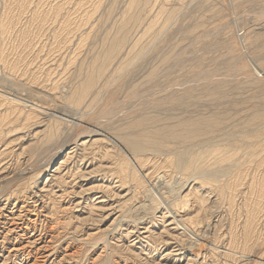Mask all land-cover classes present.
<instances>
[{"label": "rangeland", "instance_id": "374dc122", "mask_svg": "<svg viewBox=\"0 0 264 264\" xmlns=\"http://www.w3.org/2000/svg\"><path fill=\"white\" fill-rule=\"evenodd\" d=\"M263 7L264 0H0V179L11 180L8 187L11 192L37 194L48 190V206L42 208L37 203L42 217L35 223L30 238L55 237L51 239V249L48 247L52 254L48 251L50 255L45 258L33 248L27 249L32 251L26 254L14 252L13 247H24L28 240L11 233L0 243V264H31L33 258L41 259V264H105L120 255L126 256V264H261L264 32L257 27L264 16L256 8ZM231 52L235 57L230 56ZM237 72L244 76L238 77ZM189 79L197 80L205 88L219 82H224V86L215 94L199 88L190 91L182 104H170L169 108H173L170 111L152 109L142 114L141 110L135 111L151 96L153 103L149 100L146 105H153L159 95H168L171 100L176 85L187 84ZM13 80L54 94L60 107L33 106L35 102L18 100L19 95L11 87ZM139 88L146 92L134 97L137 103L133 98L131 103L135 105L129 103L131 109L127 110L134 115H129L126 123V97ZM170 93L173 94L169 96ZM64 110L83 121L77 126L90 122L92 129L103 126L110 135L109 139L97 137L101 141L85 152L77 150L78 158L60 171L62 181L52 182L48 175L65 156L53 160L54 166L48 170L47 158L65 135L62 143L76 132L74 119L72 122L69 114L65 116ZM73 113L78 114L74 117ZM62 118L72 123L64 124L59 120ZM96 120L102 123L98 125ZM134 120L143 122L136 129L147 136L160 131H180L184 120H210L215 124L211 129L203 125L201 137L190 141L165 134L162 146L143 151L140 190L133 189L129 195L126 187L117 184L116 173L128 161L122 142L127 124ZM251 131L255 133L251 135ZM252 143L258 145L254 147ZM188 153L186 167L190 173L177 167L178 158ZM165 158L169 159L167 163L163 161ZM234 160L240 164L239 168L225 175L202 174L206 169L215 170ZM110 174L115 177L110 178ZM13 184L16 187L12 188ZM81 189L92 195H71ZM95 189L98 190L89 192ZM180 191L188 193L191 213L203 225L193 234L174 226L165 206L160 208L150 196L153 192L159 198H167ZM62 193L66 194L65 199L59 202L56 198ZM119 193L121 197H129L117 198ZM105 195L111 198L106 200L105 207L93 208V203ZM198 197L204 199L202 206L193 202ZM78 203L82 206H76ZM110 207L115 211L106 215ZM125 213L126 232L119 229L115 232L118 237L108 234V227ZM173 227L177 234L174 240H169L173 238L170 236ZM106 239L112 242L107 248L103 246L108 244ZM64 256L68 258L62 261ZM118 262L123 264L122 260Z\"/></svg>", "mask_w": 264, "mask_h": 264}, {"label": "bare ground", "instance_id": "6f19581e", "mask_svg": "<svg viewBox=\"0 0 264 264\" xmlns=\"http://www.w3.org/2000/svg\"><path fill=\"white\" fill-rule=\"evenodd\" d=\"M256 11H258L259 13H261L262 14V16H264V7L263 8H261V9H257L256 8ZM145 14V13H144ZM257 16V15H256ZM259 17H261V16H259ZM258 17V18H259ZM255 18V17H254ZM258 20V19H257ZM259 21H260V19H259ZM254 25V24H253ZM258 29H260V30H263V32H264V17H263V19L261 20V22H259L258 23V27H257ZM253 32V31H252ZM251 33V32H250ZM257 35V34H256ZM195 39V38H194ZM255 40V39H254ZM256 42H258V41H256ZM256 42H251L252 44L253 43H255V44H257ZM233 43V42H232ZM260 43V42H259ZM230 44V43H229ZM251 44V45H252ZM261 45V44H260ZM231 46V45H230ZM257 47H258V45H257ZM215 48V47H214ZM232 50H233V48H232ZM231 50V51H232ZM253 50H254V48H253ZM198 51V50H197ZM234 51H236L235 49H234ZM250 51V50H249ZM237 52V51H236ZM253 52V51H252ZM246 53V52H245ZM247 53H249V52H247ZM253 53H256V52H253ZM191 54V53H190ZM231 55L230 56H233L232 55V52L230 53ZM243 54V53H242ZM242 54H241V56H242ZM258 54H261V53H258ZM235 55H238V54H236L235 53ZM250 55H251V53H250ZM249 55V56H250ZM229 56V58H231ZM240 56V55H239ZM233 57H235V56H233ZM238 57V56H237ZM251 57V56H250ZM257 57V56H256ZM260 56H258V58H259ZM228 58V57H227ZM241 58V57H240ZM257 58V59H258ZM198 59H199V57H198ZM225 59V58H224ZM233 59H237V58H233ZM238 59H239V57H238ZM242 59V58H241ZM253 60H255L254 58H252ZM226 61V60H225ZM236 61V60H235ZM238 61V60H237ZM240 61V60H239ZM190 62V61H189ZM196 63V62H195ZM239 63V62H238ZM232 69L231 70H233V71H235V68L234 67H231ZM242 69H243V67H241ZM241 68H240V70H241ZM229 69V68H228ZM263 69V68H262ZM230 70V69H229ZM239 70V69H238ZM250 71V70H249ZM248 71V72H249ZM226 72H227V70H226ZM229 72V71H228ZM248 72H244V73H248ZM235 73V75H236V72H234ZM233 73V74H234ZM238 73V72H237ZM240 73H243V71L242 72H240ZM243 73V74H244ZM228 74H231L232 75V72H229ZM243 74H241V75H239V73H238V77H243L244 75ZM197 75V74H196ZM209 75H214V74H211V73H209ZM208 75V76H209ZM230 75V77H233V76H231ZM210 76V77H211ZM216 76V75H215ZM218 76V75H217ZM220 76V75H219ZM223 76V75H222ZM209 77V78H210ZM214 77V76H213ZM252 77V76H251ZM197 78V77H196ZM202 77H200V79H201ZM204 78H205V76H204ZM215 78V77H214ZM224 78V77H223ZM236 78H237V75H236ZM198 80H199V78H197ZM217 79V78H216ZM216 79H215V81H216ZM226 79V78H225ZM234 79V78H233ZM191 80H193V82H191L190 81V79H189V82H191V83H189L188 81H187V84H189V85H187V84H183V85H179V86H177L176 85V90H175V94L172 96V99L170 100V98H168V95H159V96H154L155 97V99L153 100V101H155V103L153 104V105H146V104H148L147 103V101H149L150 100V102L152 101V99H151V95H152V93L151 92H149V93H151L148 97H150V99L148 98V100L146 101V102H144V103H146V104H144L143 106L141 105V104H143L142 103V97H144L145 96V94H143V96H141V98H140V100H142L141 101V107L140 108H136V110L135 111H137V112H139L140 110H141V114H142V112H146V111H150V110H157L158 112L159 111H161V110H164V111H170V110H173V108H169V105L171 104V105H180V104H182L183 102H184V100H186V99H188L189 98V96H190V91L192 92L193 90H195V89H197V88H199L201 91H207V92H212L213 94H215V93H220V91H221V89L223 88V86H224V82H219V83H215L212 87H203V86H201V84H199L198 82H196L197 80H195V82H194V79H191ZM213 80V79H212ZM148 81V80H147ZM147 81H145L144 82V84L147 82ZM204 81H205V79H204ZM206 81H207V79H206ZM209 81H211V80H209ZM214 81V82H215ZM20 82H22V81H20ZM213 82V83H214ZM218 82V81H217ZM11 83V87H12V89L13 90H16V92H17V95H19V97L17 98L18 100H20V101H25V102H27V103H32V102H35V104H33V106L34 105H37V104H42V105H46V106H51L52 104L53 105H57L56 107H60V104L59 103H57L58 101H57V97L54 95V94H51V93H48L46 90H41V89H38V88H35V87H33V86H29V85H23V84H20L18 81H15V80H13V82L11 81L10 82ZM161 82H159L158 84H160ZM167 83V82H166ZM166 83H164V84H166ZM204 83V82H203ZM207 83V82H206ZM209 83H211L212 84V82H209ZM210 84V85H211ZM187 85V86H186ZM4 86H6V85H4ZM3 86V87H4ZM1 87H2V85H1ZM142 88V87H141ZM141 88H139V90H137L135 93H133V94H131L130 96H128V97H126V110L128 109H131V108H129L130 107V105H129V103L130 104H132V105H135L136 103H137V101H135V96L137 95V94H141V93H145L146 92V89H141ZM182 89H184V90H182ZM13 90H10V91H13ZM181 90V91H180ZM177 91H179V92H177ZM21 93V94H20ZM157 93V92H156ZM147 94H148V92H147ZM146 94V95H147ZM173 93H170L169 94V96L170 95H172ZM7 95V94H6ZM16 95V96H17ZM24 95V96H23ZM26 95V96H25ZM142 95V94H141ZM155 95V94H154ZM27 98L29 101H27V100H25L24 98ZM137 98L139 97V96H136ZM147 97V96H146ZM133 98H134V102H136V103H131L132 101H133ZM163 98H164V100H163ZM16 99V100H17ZM144 100H146L145 98H144ZM7 101V100H6ZM31 101V102H30ZM139 102V101H138ZM151 103H153V102H151ZM137 105H139V104H137ZM136 105V106H137ZM23 107V106H22ZM22 107H21V109H22ZM27 107V106H26ZM62 107V106H61ZM133 108L132 109H134V106H132ZM45 108V107H44ZM69 108H71L72 109V107H69ZM20 109V108H19ZM27 109V108H26ZM42 109V108H41ZM139 111H138V110ZM23 110V109H22ZM28 110V109H27ZM32 111H36L35 109H31ZM56 110V109H55ZM54 110V111H55ZM74 110V109H73ZM127 110V112H126V123H127V119H129V115L131 116V115H134L132 112H131V110H130V112ZM21 111V110H20ZM23 111H25V110H23ZM133 111V110H132ZM153 111V112H154ZM25 112H27V111H25ZM24 112V113H25ZM38 112V111H37ZM46 113H47V111H45ZM19 113V112H18ZM22 113V112H21ZM20 113V114H21ZM29 113H30V111H29ZM45 113V114H46ZM50 113V112H49ZM64 113H65V116H67L68 114V117L69 118H71L72 119V122H73V119L74 118H72L71 117V115H70V113L67 111V110H64ZM130 113H132V114H130ZM140 113V112H139ZM30 114H32V113H30ZM40 114V113H39ZM51 114V113H50ZM55 114V113H54ZM76 114H78V113H73V115H74V117H76ZM41 115H43V114H41ZM47 115V114H46ZM45 115V116H46ZM59 115V114H58ZM26 116H30L29 114L28 115H26ZM25 116V117H26ZM48 116H49V114H48ZM24 117V118H25ZM60 117V116H59ZM81 117V116H80ZM58 119V118H57ZM80 118L78 117V118H75L74 119V123L76 124H80V123H82L83 121H81V120H79ZM59 120H62L63 121V123L64 124H67V123H69V122H71V120L69 121V119L68 120H64L63 118L62 119H59ZM79 120V121H78ZM96 121H98L97 123H98V125H99V123H102V122H99V120H96ZM71 122V123H72ZM62 123V124H63ZM85 123H87V122H85ZM77 124H76V127H74L73 125H72V127H74V129L73 130H76V132L74 133V134H72V136H69L63 143H62V141L65 139V136H64V138H63V140H61L60 142H61V144L55 149V151L53 152H51V157L48 159L47 158V160L48 161H46V159H45V161H46V163L48 164V167H47V170L48 169H51V166H54V165H52V163H53V160L55 161V160H57V159H59V157H64L65 156V158L64 159H62L61 161H59L57 164H58V166H57V168L53 171V173H50L49 175H48V177L50 178V179H52V182H54V180L55 181H59V182H61L62 181V179H63V176H61L60 177V171L62 170V168L63 169H65V168H67V164L69 163L70 165H71V162H72V160L73 159H77L78 158V156L76 157V152H77V150H79V152L81 151H86L87 149L89 150V147L90 146H92V145H95V143H99V141H101L100 139H97V137H100V136H104V138H107V139H109V135H108V133L107 132H105L106 131V129H105V127H103L104 129H105V131L103 130V128L101 127V128H99L98 126H95V129H94V127H93V129L90 127V126H93L92 124L91 125H89L90 124V122L88 123V125H78L77 126ZM212 124H215L213 121H206V120H202V121H192V120H184L183 121V127H182V129L180 130V131H174V130H171V131H168L167 133H163V132H159L158 134H155V135H153V136H147L145 133H144V131L143 130H137L136 129V126H142L143 125V122L142 121H130L128 124H127V126H126V136L124 137L123 135V137H124V139H123V144H125V146H126V156L128 155V161H126V166H124V167H121V169H119V170H117V173H116V177H117V184H119V187L120 188H125L126 187V191H127V193L126 194H129V192L130 191H132L133 189H138L140 186H141V179H142V176H141V173H143V170H142V168L144 169V166H143V155H144V152L146 151V150H148V149H150V148H153V147H156V146H162L164 143H165V139H164V135L165 134H167L168 136H172L173 138H175V139H179V140H186V141H190V140H194V139H196L198 136L199 137H201L200 136V132H201V130H202V127H203V125H205L206 126V128L207 129H211V127H213L212 126ZM70 125V124H69ZM79 127V128H78ZM76 128V129H75ZM45 130V129H44ZM203 130H204V128H203ZM206 130V129H205ZM209 131V130H208ZM207 131V132H208ZM212 130H210V132H211ZM206 132V134H208ZM255 133V131H251L250 132V134L251 135H253ZM202 134V133H201ZM68 135V134H67ZM118 136H119V134H117ZM116 135V136H117ZM121 135V134H120ZM202 136H203V134H202ZM198 137V138H199ZM218 138V137H217ZM122 139V138H121ZM211 139V138H210ZM208 140V139H207ZM215 140V139H214ZM110 141V140H109ZM185 141V142H186ZM253 141V140H252ZM185 142H182V143H185ZM216 142H217V140H216ZM111 143V142H110ZM255 143V142H254ZM258 143V142H257ZM58 144H59V141H58ZM253 144V143H252ZM193 145V144H192ZM199 145V144H198ZM255 144H253V146H254ZM258 144H256L255 146H257ZM50 146H53V145H50ZM61 146V147H60ZM114 146V145H113ZM180 146V145H179ZM183 147H184V145H182ZM253 146H252V148H253ZM254 146V147H255ZM189 147V146H188ZM51 148V147H50ZM182 148V147H181ZM180 148V149H181ZM189 148H191V147H189ZM203 148V147H202ZM187 149V148H186ZM192 149H193V147H192ZM195 149V148H194ZM199 149V148H198ZM255 149V148H254ZM54 150V149H53ZM113 150V149H112ZM188 150V149H187ZM252 150V149H251ZM47 151V150H46ZM45 151V153H48V152H46ZM144 151V152H143ZM191 151H193V150H191ZM191 151H189V152H191ZM197 151V150H196ZM83 152V153H84ZM88 152V151H87ZM185 152V151H184ZM91 153V152H90ZM181 153V152H180ZM249 153H250V151H249ZM249 153H248V155H249ZM143 154V155H142ZM147 154H149V153H147ZM182 154V153H181ZM84 155V154H83ZM189 153L187 154V155H184L183 154V156H180L179 158H178V160H177V167L179 168V170H181V169H185L186 170V172L187 173H190L189 172V168H187L186 166H187V163H188V161H189ZM252 155V154H251ZM85 156L86 155H84V158H85ZM251 157V156H250ZM39 159V158H38ZM52 159V160H51ZM83 159V158H82ZM127 159V158H126ZM40 160V159H39ZM82 161V160H81ZM162 161V160H161ZM165 163H167L168 161H169V159L168 158H165L164 160H163ZM28 162V161H27ZM26 162V163H27ZM32 162V161H31ZM34 162H35V160H34ZM37 162V161H36ZM43 162V161H42ZM41 162V163H42ZM84 162V161H83ZM41 163H39V164H41ZM44 163V162H43ZM84 163H86V161L84 162ZM91 163V162H90ZM148 163H149V161H148ZM45 164V163H44ZM69 164H68V166H69ZM25 165V164H24ZM29 164H27V166H28ZM41 165H43V164H41ZM26 166V167H27ZM102 166V165H101ZM105 166V165H104ZM112 166V165H111ZM239 166H240V164L238 163V161H233V162H231V163H229L228 165H226V166H220L219 168H216L215 170H213V169H210V170H205L204 171V173H202V174H207V175H209V176H214L215 175V173H221V175L222 174H224L225 175V173H229L230 171H232L233 169H238L239 168ZM243 166V165H242ZM4 167V166H3ZM2 167V168H3ZM25 167V166H24ZM25 167V168H26ZM46 167V166H45ZM50 167V168H49ZM84 167V166H83ZM146 167V166H145ZM160 167V166H159ZM2 168H1V170H2ZM24 168V169H25ZM75 168V167H74ZM98 168V167H97ZM23 169V168H22ZM150 169V168H149ZM9 170V169H8ZM26 170V169H25ZM90 170V169H89ZM191 170V169H190ZM154 171V170H153ZM234 171V170H233ZM7 172V171H6ZM20 172L21 171H19V175H20ZM49 172H52V170H50ZM90 172V171H89ZM109 172H111V170L109 171ZM165 172V171H164ZM3 173H5V172H3ZM12 173V172H11ZM17 173H18V171H17ZM17 173H16V175H17ZM22 173V172H21ZM166 173V172H165ZM24 174H25V171H24ZM162 174H164V173H162ZM15 175V174H14ZM15 175V176H16ZM19 175H17V176H19ZM87 175V177H88V173L86 174ZM92 175V174H91ZM94 175V174H93ZM105 175V174H104ZM143 175V174H142ZM4 176V175H3ZM16 176V177H17ZM51 176V177H50ZM60 178H59V177ZM85 176V175H84ZM83 176V177H84ZM115 177V174H110V178L111 177ZM218 176V175H217ZM12 177H13V175H12ZM22 177V176H21ZM48 177H47V181H48ZM80 177V176H79ZM78 177V178H79ZM91 177V176H90ZM144 177H146V176H144ZM160 177V176H159ZM158 177V178H159ZM161 177H162V175H161ZM161 177L159 178V180H161ZM164 177V176H163ZM198 177V176H197ZM11 178V177H10ZM19 178H20V176H19ZM199 178V177H198ZM9 179V178H8ZM8 179H6V178H4V179H0V243L1 242H5L6 240H7V238H8V235L9 234H11V233H14L15 232V236H17L18 238L19 237H21V238H24V239H27L28 241L26 242V245H24V247H20V246H15V247H13V251L14 252H16L17 254H22V253H25V252H28V251H32V250H27V249H31V248H33V251L34 250H36V252L38 253V252H41V253H43V255L45 256V258L46 257H49V252L51 253V250H48V247H49V245H50V242H51V239H55V237L54 236H52V235H50V237H48V238H39V239H33V238H30V236L32 235V234H30V232L31 231H33L34 230V227H35V223L39 220V219H41V212L39 211V209H38V207L36 208V206L38 205L37 203H41L42 205H43V207L42 208H44L45 206H48V199H47V191L48 190H42V191H40V192H38L37 194H28V192H24V191H15V192H11L10 190H8V189H10V188H8V187H10V185H12L11 183V180L10 181H8V182H4V180H8ZM22 179V178H21ZM49 179V180H50ZM86 179V178H85ZM113 179V178H112ZM197 178H195V180H196ZM147 180H149V179H147ZM146 180V181H147ZM192 180V179H191ZM46 181V182H47ZM51 182V183H52ZM85 182V181H84ZM79 183V182H78ZM161 184H162V182H160ZM197 183V182H196ZM195 183V184H196ZM100 184V183H99ZM14 185L15 184H13V187L12 188H14ZM17 185V184H16ZM16 185H15V187H16ZM52 185V184H51ZM111 185V184H110ZM110 185H109V188L110 189H112V187H110ZM149 185V184H148ZM179 185V184H178ZM154 186V185H153ZM224 186H225V184H224ZM148 187V186H147ZM149 187H150V185H149ZM152 187V186H151ZM158 187H159V185H158ZM39 188V187H38ZM49 188V187H48ZM117 188V187H116ZM28 189V188H27ZM84 189V188H83ZM83 189H81L79 192H73L71 195H73V197H84L85 195L87 196H89V195H92V194H88L86 191H84ZM98 189H100V187L98 188ZM98 189H95V190H92V191H89V192H91V193H94V191H96V190H98ZM136 189V190H137ZM146 189V188H145ZM153 189V188H152ZM152 189H150V190H152ZM226 189V188H225ZM12 190V189H11ZM39 190V189H38ZM41 190V189H40ZM52 190V189H51ZM66 190V189H65ZM120 190H122V189H120ZM135 190V191H136ZM139 190H140V188H139ZM134 191V190H133ZM147 191H148V188H147ZM44 193V194H42V193ZM64 192H68L67 190L66 191H64ZM102 192V191H101ZM148 193V192H147ZM153 193V192H152ZM151 193V200L153 199V200H156V201H158V205H161L160 206V208L162 207V205L163 206H165V209L167 210V213L169 214V216H171L172 217V219H173V225L174 226H176V227H178L179 229L181 228L183 231H185L186 233L188 232V233H192L193 231H197V230H199L200 228H202V224L201 223H199V221L198 220H200L199 219V217L198 216H193L194 214H192L191 213V211H192V205H190V199L191 198H189V195H187L188 193H186V194H184V192H183V194H181V191L179 192V194L178 193H175V192H172L167 198H159V197H157V195L155 194V193H153L152 194ZM63 194V193H62ZM106 194V193H105ZM120 194H122V193H119V194H117V198L119 197V198H123V199H126V197L128 196H125V197H121L120 196ZM166 194V193H165ZM64 195H66V194H63V195H59L56 199L59 201V202H62L65 198V196ZM95 195V194H94ZM93 195V196H94ZM130 195V194H129ZM163 195V194H162ZM92 197V196H91ZM129 197V196H128ZM130 197H132V195L130 196ZM161 197V196H160ZM69 198V197H68ZM110 197H108V196H102V197H100V199H97L96 201H98L97 203H93V208H95V209H98V210H100V209H102L103 207H105V203H106V200L107 199H109ZM116 198V199H117ZM189 198V199H188ZM111 199V198H110ZM75 200V199H74ZM82 200V199H81ZM118 200V199H117ZM204 199L202 198V197H198V198H196L193 202L194 203H197V205H199V206H202V201H203ZM79 201V200H78ZM85 201H86V199H85ZM95 201V202H96ZM119 201V200H118ZM112 202H114V201H112ZM121 202V201H120ZM119 202V203H120ZM75 203V202H74ZM87 203V202H86ZM151 204V203H150ZM40 205V204H39ZM66 205V204H65ZM88 205V204H87ZM138 205V204H137ZM149 205V204H148ZM152 205V204H151ZM76 206H82L81 205V203H78ZM113 206V205H112ZM119 207V206H118ZM151 207V206H150ZM62 208H63V206H62ZM65 208V207H64ZM68 208V207H67ZM139 208H140V206H139ZM138 208V209H139ZM79 209V208H78ZM134 209H136V208H134ZM133 209V210H134ZM164 209V208H163ZM203 209V208H202ZM49 210H51V209H49ZM53 210H54V207H53ZM137 210V209H136ZM199 210H200V208H199ZM43 211V210H42ZM45 211V210H44ZM102 211V210H101ZM113 211H115V208H112V207H110L108 210H106L105 211V213H106V215H110V214H112L113 213ZM142 211V210H141ZM144 211V210H143ZM47 212V211H46ZM43 213V212H42ZM120 213H121V211H120ZM147 213V212H146ZM182 213H185V214H182ZM104 214V213H103ZM131 214V213H130ZM53 215L54 214H52V216H51V218H50V220L52 219V217H53ZM134 215V214H133ZM166 215V214H165ZM48 215H46L45 217H47ZM168 216V217H169ZM49 217V216H48ZM110 217V216H109ZM98 218V217H97ZM105 218V217H104ZM163 218H164V216H163ZM137 219V218H136ZM95 220V219H94ZM103 220V219H102ZM107 220V219H106ZM135 220V219H134ZM201 222V221H200ZM57 223V222H56ZM134 223V222H133ZM138 223H140L139 221H138ZM37 224V223H36ZM134 224H137L136 222L134 223ZM172 224H169L168 226H171ZM137 226H138V224H137ZM139 227V226H138ZM53 228V227H52ZM205 228V227H204ZM119 229H124L125 230V232H126V213L124 214V215H122V217H121V219L120 220H117L115 223H114V225L112 226H110V227H108V229H107V233L108 234H115V232L116 231H118ZM136 229V228H135ZM173 229H175L174 227L173 228H170V231L172 230L173 231V233L172 232H170V236L172 235L173 236V238H168L169 240H174V238L176 237V236H174L175 234H177L176 233V230H173ZM178 229V230H179ZM209 229V228H208ZM52 230V229H51ZM207 230V229H206ZM47 231V230H46ZM133 231V230H132ZM183 231H181L182 233H183ZM33 233V232H32ZM74 233V232H73ZM98 233V232H97ZM138 233V232H137ZM202 233H203V231H202ZM96 234V233H95ZM140 234V233H139ZM183 234H185V233H183ZM193 234V233H192ZM195 234V233H194ZM204 234H206L205 233V231H204ZM45 235V234H44ZM137 235V234H136ZM255 236V235H254ZM114 237H118L116 234L114 235ZM123 237V234H121V237L120 238H122ZM137 237V236H136ZM141 237V236H140ZM184 237H186V236H184ZM195 237V236H194ZM198 237H200V236H198ZM12 238V237H11ZM190 238H192V236L190 237ZM14 239V238H13ZM109 239V238H108ZM108 239H106V242H107V240ZM114 239V238H113ZM116 239V238H115ZM125 239V238H124ZM195 240H196V237H195ZM194 240V241H195ZM197 240H198V238H197ZM203 240V239H202ZM253 240H255V239H253ZM258 240V239H257ZM18 241V240H17ZM23 241V240H22ZM116 241L117 242H119V240L118 239H116ZM145 241V240H144ZM21 242V241H20ZM167 242V241H166ZM193 242V241H192ZM191 242V243H192ZM199 242V241H198ZM260 242V241H259ZM22 243V242H21ZM162 243V242H161ZM190 243V242H189ZM194 243H196V242H194ZM258 243V242H257ZM8 244V243H7ZM105 244V243H104ZM111 244H112V242L110 243V241L108 240V244H106V245H103L104 247H109V246H111ZM167 244H168V242H167ZM6 245V244H5ZM96 245H98V243H96ZM99 245H101V244H99ZM169 245V244H168ZM194 245H198V243H196V244H194ZM193 245V246H194ZM255 245V244H254ZM253 245V246H254ZM252 246V245H251ZM1 247V246H0ZM53 247V246H52ZM147 247V246H146ZM158 247V246H157ZM36 248V249H35ZM50 248V247H49ZM51 249V248H50ZM6 250V249H5ZM182 250V249H181ZM4 251V250H3ZM2 251V252H3ZM49 251V252H48ZM260 251V250H259ZM258 251V252H259ZM74 252V251H73ZM72 252V253H73ZM261 252V251H260ZM35 253V252H34ZM26 254V253H25ZM39 254V253H38ZM52 254V253H51ZM104 254V253H103ZM224 254V253H223ZM1 255V254H0ZM54 255V254H53ZM67 255V254H66ZM70 255V254H69ZM2 256V255H1ZM55 256H56V253H55ZM106 256V255H105ZM241 256V255H240ZM4 257V256H3ZM17 257V256H16ZM31 257V256H30ZM51 257V256H50ZM67 256L65 257H62L61 258V260L62 261H65V260H67ZM16 259V258H15ZM19 259V258H18ZM31 259V258H30ZM34 260L32 261V263L31 264H41V263H39V261L41 260H38L39 258H37V259H35V258H33ZM111 259V258H110ZM109 259V260H110ZM60 260V261H61ZM118 260H122V262H123V264H126V256H115L112 260H110V261H107L105 264H120L119 262H118ZM16 261V260H15ZM45 261H47V260H45ZM45 261H44V263H45ZM259 261V260H258ZM50 262V261H49ZM6 263V262H5ZM20 263H21V260H20ZM57 264H58V262H57ZM62 264V263H61ZM261 264H264V260H262V262H261Z\"/></svg>", "mask_w": 264, "mask_h": 264}]
</instances>
